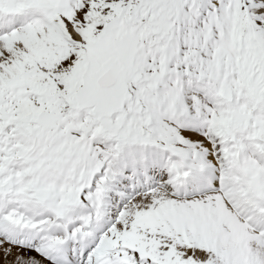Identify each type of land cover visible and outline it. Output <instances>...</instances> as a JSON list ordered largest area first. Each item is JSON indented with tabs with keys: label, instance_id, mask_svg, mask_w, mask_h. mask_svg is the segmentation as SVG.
<instances>
[{
	"label": "snow or ice",
	"instance_id": "obj_1",
	"mask_svg": "<svg viewBox=\"0 0 264 264\" xmlns=\"http://www.w3.org/2000/svg\"><path fill=\"white\" fill-rule=\"evenodd\" d=\"M0 264H264V0H0Z\"/></svg>",
	"mask_w": 264,
	"mask_h": 264
}]
</instances>
